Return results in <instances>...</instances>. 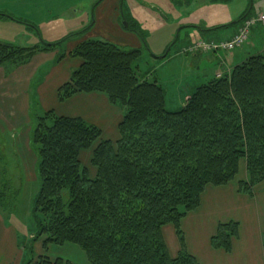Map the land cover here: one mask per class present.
Here are the masks:
<instances>
[{
  "label": "trees",
  "instance_id": "1",
  "mask_svg": "<svg viewBox=\"0 0 264 264\" xmlns=\"http://www.w3.org/2000/svg\"><path fill=\"white\" fill-rule=\"evenodd\" d=\"M248 14L246 10L234 22L203 32L227 30ZM0 16L38 34L26 21ZM72 36L55 43L39 38L31 48L0 45V66L57 49ZM140 55V49L123 51L91 39L58 55V62L66 56L81 60L58 89L59 102L79 93H100L125 112L115 143L78 118L49 111L36 120L30 138L39 183L31 210L32 241L44 237L45 246L72 244L89 264H197L185 252L180 221L199 207L206 186L232 182L241 160L246 180L238 184L240 193L250 197L264 181V53L249 57L229 76L199 85L176 111L165 109L164 91L156 82L139 79L135 68ZM90 150L92 179L80 162L81 153ZM166 225L174 228L180 243L175 258L162 238ZM237 232L235 223L219 224L211 248L230 252ZM39 259V264H70Z\"/></svg>",
  "mask_w": 264,
  "mask_h": 264
},
{
  "label": "crops",
  "instance_id": "2",
  "mask_svg": "<svg viewBox=\"0 0 264 264\" xmlns=\"http://www.w3.org/2000/svg\"><path fill=\"white\" fill-rule=\"evenodd\" d=\"M172 1L175 2L176 0ZM209 1L212 4H219V2H214V0ZM175 3H177V6H185L187 2ZM118 8L120 10L116 11ZM260 12L264 13L261 10L257 13L251 10L249 15ZM120 15L123 17L118 0L101 1L95 11L93 25L95 27L92 28L91 33L80 40L70 43L63 52L68 54L78 43L88 39L95 40L92 39L94 37H101L104 41L118 47L131 46L134 49H141L142 43L140 39L122 30L119 25ZM241 15L242 13L238 17ZM131 23L135 24L133 20ZM179 25L182 26L181 28L196 29V31L191 30L192 32L188 34L187 41L183 45L190 43L195 38V40L203 39L209 41L227 40L237 32L240 26L238 24L223 31L203 32V30L213 29L217 26L205 27L201 22L194 23L189 19L178 22L177 26ZM125 26L127 27V25ZM175 28L169 31L167 38L160 39L162 42H160L159 46H157V43L154 49L151 47L153 45L149 46L150 54L157 57H151L148 53L150 60L153 62L152 65L169 67L173 61L178 59L177 63L184 64L185 69H191L195 82L200 85L215 79L217 75L229 76L234 67L240 65L249 57L264 53V43L259 48L252 45V40L254 39L259 42H261V39L264 40V29L257 28L252 31L248 42L235 52L222 55L199 53L191 54V56H181L179 55V49H174V46L170 49L172 38L175 36L173 39L174 43L177 38L174 32ZM146 42L148 43V41ZM166 47L167 50L162 55ZM60 53L58 49L48 52H35L31 56H25L0 66V68L8 66L2 74L0 73V95L2 94L3 97H6L8 104H10L7 108L9 110L7 114L9 113L10 116V114L16 113L17 110L25 109L28 98L27 91L31 87L30 82L35 78L37 72L43 69V73L37 79L32 93L33 99L37 100L42 112L52 111L57 117L78 118L86 124L98 128L102 139L116 142L118 140L117 126L125 111L117 105L110 104L104 94L79 93L64 102L58 101V89L69 82L72 71L81 65L80 59L67 56L59 62L56 61ZM187 58H189L188 62L185 60ZM186 65L189 67L187 68ZM135 72L141 81L152 82L148 81V79L140 78L137 64ZM157 85L164 91L166 103L167 95L165 90L160 82ZM194 89L185 95L186 97L183 100L177 99V97H173L171 100L176 103L179 102V108H181ZM27 135L25 134V138L22 137L17 142L21 144L24 150L29 146ZM22 152L24 157L29 159V156L24 154V151ZM30 159L31 164L25 166L28 176V171L34 175V158L31 156ZM245 180V161L241 160L238 165V174L234 180L225 186H206L200 196L199 207L188 213L180 221V232L185 252L197 264H264V181L253 187L252 195L249 197L238 191V184ZM226 223L238 225L237 237L232 239L231 250L228 253L223 250L212 249L210 246V239L215 235L218 225ZM161 234L169 256L175 258L181 251V247L174 228L171 225H166L162 227ZM37 243L36 241L34 246ZM18 251L16 233L0 222V264H22V258L16 259ZM44 258L51 261L48 257Z\"/></svg>",
  "mask_w": 264,
  "mask_h": 264
},
{
  "label": "rangeland",
  "instance_id": "3",
  "mask_svg": "<svg viewBox=\"0 0 264 264\" xmlns=\"http://www.w3.org/2000/svg\"><path fill=\"white\" fill-rule=\"evenodd\" d=\"M101 1L103 0H0L1 14L10 15L34 25L39 34L24 24L0 16V45L31 48L39 44V38L44 42L55 43L73 35L58 46L57 49L63 52L70 43L80 40L91 33L92 28L95 27L93 26L95 11ZM118 2L123 15V17L120 15L119 25L125 33L135 35L138 38L136 32H140L144 41H148V43L146 42L148 48L150 49L149 46L153 45L151 47L154 49V47L156 48V43L159 46L160 42H162L160 39L167 38L169 31L176 27L174 32L177 38L175 43L173 41L175 36L172 38L170 49L173 46L174 49H179V55L181 56H191L189 49L199 39L195 40L196 38H192L194 39L193 41L183 45L187 41L188 34L196 31V29L181 28V25L177 26L178 22L189 19L194 23L201 22L205 27H219L235 21L246 10L248 13L251 10L256 13L260 10L264 11V0L214 1L219 2V4H212L209 0L175 1L187 2L185 6H177V3L172 0H118ZM119 10V8L116 9V11ZM260 14L264 13L260 12ZM256 15L249 16L254 17ZM132 20L135 24L131 23ZM128 23L129 29L125 27ZM257 28L264 29V25H256L251 29V33ZM84 29L87 30L81 33ZM92 39L104 41L101 37ZM227 40H218L217 42ZM263 43V39H261V42L255 41V39L252 40V45L257 48L261 47ZM181 45L183 46L181 47ZM120 48L123 51L134 49L131 46ZM140 50L141 55L137 62L140 78L156 81L157 83L160 82L167 95L166 110L176 111L180 109L179 102H173L171 99L177 97V99L183 100L186 97L185 95L200 85L195 82L191 69H185L184 64L177 63L178 59L173 61L169 67L152 65L153 62L150 60L144 45H142ZM166 50L167 47L162 55H164ZM232 52H222L219 55ZM185 60L188 62L189 58ZM186 67L188 68L189 66L186 65ZM7 68L8 66L0 68V73L2 74ZM42 73L43 69H40L30 82L31 87L27 91L28 98L25 109L17 110L16 113L9 116L7 108L10 104H8L6 97H3L2 94L0 95V222L16 233L19 250L16 259L22 258V264H36L41 257H48L51 261L60 259L72 264H89L85 254L72 244L67 243L62 246L50 244L45 246L43 243L44 237L37 240L36 246H34L35 242L32 241L36 229L31 218V210L38 192L39 183L35 172L37 156L30 138L35 128L36 120L44 114L37 100L33 99L32 93L34 85ZM217 76L221 77V75ZM217 76L216 78H219ZM3 92L5 93L4 90ZM25 134H28L29 146L24 150L21 144L17 142L18 139L25 138ZM22 151L29 156V159L24 157ZM31 156L34 158L35 178L29 171L28 176L25 168V166L31 164ZM90 158L91 150L82 152L80 155V162L92 179L95 176V169L90 165ZM63 197L66 199V192H63Z\"/></svg>",
  "mask_w": 264,
  "mask_h": 264
},
{
  "label": "built area",
  "instance_id": "4",
  "mask_svg": "<svg viewBox=\"0 0 264 264\" xmlns=\"http://www.w3.org/2000/svg\"><path fill=\"white\" fill-rule=\"evenodd\" d=\"M258 24L264 25V14L259 13L254 17L248 16L243 22H241L237 32L231 39L224 42L199 39L191 45L189 52L190 54H219L222 52L237 51L247 43L251 29Z\"/></svg>",
  "mask_w": 264,
  "mask_h": 264
},
{
  "label": "water",
  "instance_id": "5",
  "mask_svg": "<svg viewBox=\"0 0 264 264\" xmlns=\"http://www.w3.org/2000/svg\"><path fill=\"white\" fill-rule=\"evenodd\" d=\"M126 27V26H125Z\"/></svg>",
  "mask_w": 264,
  "mask_h": 264
}]
</instances>
